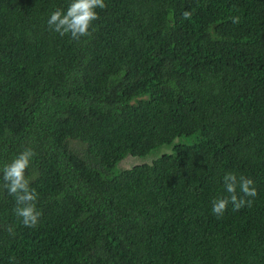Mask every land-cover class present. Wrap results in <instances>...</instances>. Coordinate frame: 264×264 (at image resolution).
<instances>
[{"label":"trees","instance_id":"obj_1","mask_svg":"<svg viewBox=\"0 0 264 264\" xmlns=\"http://www.w3.org/2000/svg\"><path fill=\"white\" fill-rule=\"evenodd\" d=\"M71 2L0 0V169L35 152L42 213L0 173V264H264V0H105L80 41ZM229 172L257 196L216 216Z\"/></svg>","mask_w":264,"mask_h":264},{"label":"clouds","instance_id":"obj_2","mask_svg":"<svg viewBox=\"0 0 264 264\" xmlns=\"http://www.w3.org/2000/svg\"><path fill=\"white\" fill-rule=\"evenodd\" d=\"M106 7L105 0H72L66 11L62 8L54 10L47 24L50 30L61 37L68 35L72 40L80 41L82 38L92 36L95 31L94 22L99 19L97 9ZM190 15L187 11L183 13L185 19H189ZM239 19L238 16L233 17V23H239ZM211 35L213 39L217 38L214 32ZM34 156L35 152L32 149H25L0 169L3 187L15 200V215L20 218L24 226L31 228L38 226L42 216L37 208L38 194L30 187L31 181L26 176ZM128 160H132L130 155ZM223 182L228 195L212 201L213 214L222 216L229 203L232 204L233 211L251 206L253 201L247 198L257 196V190L251 178L229 172L223 177Z\"/></svg>","mask_w":264,"mask_h":264},{"label":"rangeland","instance_id":"obj_3","mask_svg":"<svg viewBox=\"0 0 264 264\" xmlns=\"http://www.w3.org/2000/svg\"><path fill=\"white\" fill-rule=\"evenodd\" d=\"M138 162H140L139 159H137V160L136 159H132L129 162H127L126 164L130 165L131 163H138Z\"/></svg>","mask_w":264,"mask_h":264}]
</instances>
